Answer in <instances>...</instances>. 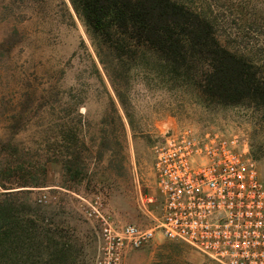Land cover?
I'll list each match as a JSON object with an SVG mask.
<instances>
[{"label": "rangeland", "instance_id": "374dc122", "mask_svg": "<svg viewBox=\"0 0 264 264\" xmlns=\"http://www.w3.org/2000/svg\"><path fill=\"white\" fill-rule=\"evenodd\" d=\"M188 1L213 6L219 32L240 36V48L253 46V57L264 58V34L239 29L224 10L236 0ZM158 71L131 66L126 79H110L69 0H0V179L10 188L19 179L44 183L11 190L25 192L11 196L9 206L15 201L24 207L21 217L42 220L33 243H17L14 264H52L54 250L62 255L56 264H93L101 225L87 219V203H97L114 224L153 226L159 213L153 148L169 129L242 135L264 180V110L209 104ZM72 134L80 171L71 180L62 164L70 159ZM144 197L153 199L146 211ZM123 264L216 263L186 244L156 238Z\"/></svg>", "mask_w": 264, "mask_h": 264}, {"label": "trees", "instance_id": "16d2710c", "mask_svg": "<svg viewBox=\"0 0 264 264\" xmlns=\"http://www.w3.org/2000/svg\"><path fill=\"white\" fill-rule=\"evenodd\" d=\"M69 2L83 22L110 79L113 76L126 79L131 66H150L178 86L194 88L209 104L264 110V58L253 57V46L247 47L248 51L240 48V36H223L211 17L213 6L208 3L201 7L188 0ZM224 7L239 29L257 37L264 34V0H236L235 5L230 3ZM116 68L118 74H115ZM116 94L124 108L121 93L116 90ZM71 137L76 140L75 134ZM76 146L77 140L69 148L71 160L62 164L71 180L80 171ZM250 149L258 161L251 146ZM43 184L35 178L19 179L14 180L13 188ZM12 186L0 179V264H14L17 243H33L42 221L39 216L35 221L21 217L24 207L19 209L15 201L14 209L8 205L11 196L15 198L25 192L11 191ZM59 255L56 250L52 251V264L57 263Z\"/></svg>", "mask_w": 264, "mask_h": 264}, {"label": "built area", "instance_id": "2783aa9c", "mask_svg": "<svg viewBox=\"0 0 264 264\" xmlns=\"http://www.w3.org/2000/svg\"><path fill=\"white\" fill-rule=\"evenodd\" d=\"M158 216L153 226L100 222L93 264H123L156 238L188 245L216 264H264V180L248 141L213 128L169 129L154 146ZM141 198V209L152 203Z\"/></svg>", "mask_w": 264, "mask_h": 264}]
</instances>
